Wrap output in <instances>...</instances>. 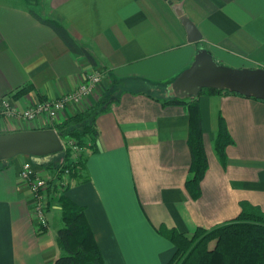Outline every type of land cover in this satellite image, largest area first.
I'll use <instances>...</instances> for the list:
<instances>
[{"label":"crops","instance_id":"0c3cea01","mask_svg":"<svg viewBox=\"0 0 264 264\" xmlns=\"http://www.w3.org/2000/svg\"><path fill=\"white\" fill-rule=\"evenodd\" d=\"M178 2L199 39L188 40ZM30 7L26 0H0V99L23 108L35 98L68 93L87 70H100L96 86L58 111L56 123L117 82L118 100L96 119L95 151L86 153L79 178H69L63 190L83 207L103 264H166L175 251L169 229L188 235L246 206L264 212V100L224 91L196 96L207 158L197 198L185 186L188 104L162 101L199 48L223 65L261 67L264 0H38L34 9L88 45L95 65L69 50ZM22 86L30 91L14 98ZM220 121L231 139L223 161L214 149ZM40 128L53 127L0 117V133ZM26 158L15 155L0 168V264H54L61 206L51 200L47 227L37 229L30 191L17 179Z\"/></svg>","mask_w":264,"mask_h":264},{"label":"trees","instance_id":"16d2710c","mask_svg":"<svg viewBox=\"0 0 264 264\" xmlns=\"http://www.w3.org/2000/svg\"><path fill=\"white\" fill-rule=\"evenodd\" d=\"M29 12L40 22L49 25L73 53L82 54L92 65L95 58L88 45L74 38L55 18L48 17L34 9L38 0H26ZM33 6V7H32ZM30 91V86L17 88L12 96L17 98ZM204 88L201 92H217ZM235 93V92H232ZM239 94V93H236ZM39 99H43L39 97ZM118 100L117 82L98 100L87 108L70 114L54 123L53 127L61 138H73L81 147V153L74 163H68L69 178H79L84 167L87 152L95 151L94 140L98 135L96 119ZM163 103L187 102L189 131L187 144L190 164L185 186L193 198L200 195V181L207 169V158L203 148L200 114L196 96L186 99L164 97ZM221 122V121H220ZM231 141L222 122L219 123L214 140V149L221 159L225 158L224 148ZM69 151L51 155L39 166L49 172L54 171L68 159ZM7 158H0V168ZM65 191V190H64ZM64 191H59L53 181L47 186L48 204L55 199L61 206L62 225L56 231V242L60 254L54 264H103L100 250L87 223L83 207L70 200ZM166 236L175 245V251L166 264H264V212L253 206H246L239 214L211 228L197 227L192 233L184 234L174 229L166 231Z\"/></svg>","mask_w":264,"mask_h":264},{"label":"water","instance_id":"95a60500","mask_svg":"<svg viewBox=\"0 0 264 264\" xmlns=\"http://www.w3.org/2000/svg\"><path fill=\"white\" fill-rule=\"evenodd\" d=\"M174 9L187 29L188 40L199 39L192 21L182 14L181 2L176 3ZM204 88L228 90L264 100V69L223 65L206 48H199L191 64L166 86L164 95L186 99L197 96ZM61 151L60 136L53 128L0 133V158L27 155L40 165Z\"/></svg>","mask_w":264,"mask_h":264},{"label":"built area","instance_id":"2783aa9c","mask_svg":"<svg viewBox=\"0 0 264 264\" xmlns=\"http://www.w3.org/2000/svg\"><path fill=\"white\" fill-rule=\"evenodd\" d=\"M264 69V64L261 66ZM101 79V72L90 69L85 72L83 81L77 87L51 99L35 98L23 108L13 103L9 98L0 99V117H11L24 120H41L43 125L54 124L58 111L65 106L78 101L89 93ZM62 151H69L68 159L61 163L54 171L42 173L43 168L34 163L30 158L24 159L17 171V179L23 183L32 196V212L37 222V229L47 227L45 208L48 205L47 186L53 181L59 191L65 190L69 180L67 164L74 163L81 153V147L73 138H61Z\"/></svg>","mask_w":264,"mask_h":264},{"label":"rangeland","instance_id":"374dc122","mask_svg":"<svg viewBox=\"0 0 264 264\" xmlns=\"http://www.w3.org/2000/svg\"><path fill=\"white\" fill-rule=\"evenodd\" d=\"M19 156H21V155H19Z\"/></svg>","mask_w":264,"mask_h":264}]
</instances>
